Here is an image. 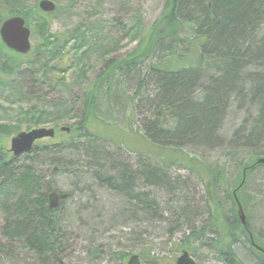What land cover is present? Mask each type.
Masks as SVG:
<instances>
[{
    "label": "trees",
    "instance_id": "trees-1",
    "mask_svg": "<svg viewBox=\"0 0 264 264\" xmlns=\"http://www.w3.org/2000/svg\"><path fill=\"white\" fill-rule=\"evenodd\" d=\"M23 3V0H0V27L14 15L24 17L29 27L32 24L33 34L39 35L42 41L36 53L39 58L37 63L40 64L43 53L39 50L43 47L49 49L53 44L50 39L52 36L49 15L42 13L38 6L24 10ZM166 11L152 47L134 60L118 62L120 65H116L113 71L115 77L112 78L105 72L109 77L100 81L98 87L82 99L81 110L69 105L63 115L56 113L54 118L45 111H30L27 114L33 117L36 125L42 122H62L76 111L77 115H80L82 120L72 127L71 134L65 140L68 148L73 147L69 152H77L75 144L83 138L88 139L86 159L96 165L90 164L87 172L97 169L99 173L95 172L93 179L99 182V186L119 195L121 200L117 199L118 203L114 201L116 207L121 201L119 211L126 210L123 202L125 200L130 203L128 207L133 209L132 216L140 217H135L136 221L128 219L127 222L123 216V221H118L110 229V232H115L119 227L122 228L118 230L121 236L117 237L116 241L124 245H129L131 241H137L139 244L142 242V236L147 234V219L148 222L161 224L156 216L157 203L151 201L143 190L141 192L138 189L141 184L136 183L137 180L140 179L138 182H142L145 187L155 188L177 199V195H182L183 189L187 193L190 189L193 190L190 186L192 183L196 184L193 178L203 181V176L207 175L213 186H217L219 182L223 184L225 180L224 167L216 174L203 159L188 153V148L213 152L228 146L234 150H249L253 153L264 151V36H259L264 26V0H167ZM155 57L157 62L148 64L149 60ZM37 63L33 65L30 60L24 59V56L8 50L0 40V79L8 81L17 74H34ZM141 66L145 74L142 73L144 77L138 82V90L141 83L142 88L145 85L153 87L156 97L151 107L157 106L163 112L168 111L174 123L167 127L166 118L157 113L154 121L144 126L146 135L142 136L143 151L137 149L141 164L129 167L110 154L111 142H115L109 133L112 125L102 121L97 110L100 93L112 89V81L115 84L117 76L123 72L130 74L138 71ZM54 80L57 79L54 77L50 81ZM109 96L107 94V100H110ZM234 104H238L239 111L244 112L248 118L244 119L241 129L236 130L231 142L226 145L220 135L221 125ZM93 119L99 122L103 133L91 130L94 126L90 124V120ZM117 131L126 137L117 142L116 149L121 151L123 144L127 145L129 135L121 130ZM11 134L7 126L0 125V207L6 216L3 231L0 229V263L5 259L1 252L6 249L1 241L3 236L10 249L13 250L15 244L20 242L33 252V259L37 263L46 264V259H49L48 264H59L57 259L69 246V238L62 231L59 213L66 206L69 196L47 186L43 174L37 169L41 165L39 156L47 153L52 155L53 147L38 143L31 153L14 158L6 153L4 148V139ZM262 158L264 155L252 156L243 164L242 174L232 193L235 208V192L245 207L242 193L237 190L244 188L245 184L241 186L244 178L247 179L251 173L264 167L263 163H259ZM150 161L155 164L149 163ZM62 170L67 172L64 168ZM75 172L76 170L68 173L76 176ZM180 172H184L188 177L185 179L178 175ZM211 189L208 185L205 204L211 208L212 217L200 231L196 232L195 225L197 226L196 222L200 217L193 213L198 212L192 207L193 203L185 205L175 213L176 225L172 226L171 236L181 231L182 220L191 221L187 226L192 229L189 230L192 233L179 244L178 252L188 251L197 260L192 248L195 242L199 241L204 247L216 252V259L222 264H249L240 258L238 250L240 245H245L256 257L253 264H264V253L256 251L252 246L256 244L264 249V244L249 223L244 226L233 215L234 219L227 223L228 229L224 237L214 230L219 228L215 225L213 212L214 207H218V201L214 192L210 193ZM88 192L92 194L91 190ZM54 194L61 197L59 202L55 201ZM108 206L110 207V204ZM84 211L87 214H96V211L89 209ZM129 211L127 209V213ZM109 223L113 222H107L105 219L98 221L102 226ZM86 225L87 223H82V227ZM207 229L214 232H206ZM93 243L90 242V256L94 253ZM145 248L147 251L142 252V260L144 263L150 261L149 264H153V248L148 245ZM155 264H158V261Z\"/></svg>",
    "mask_w": 264,
    "mask_h": 264
},
{
    "label": "rangeland",
    "instance_id": "rangeland-1",
    "mask_svg": "<svg viewBox=\"0 0 264 264\" xmlns=\"http://www.w3.org/2000/svg\"><path fill=\"white\" fill-rule=\"evenodd\" d=\"M40 1L23 0L22 8L30 10L37 7ZM51 1L57 6L56 12L49 15L48 18L50 35L52 36L50 39L53 44L49 49L43 47L39 50H42L43 58H40L42 59L40 64L37 63L39 58L36 53L42 41L39 35L33 34L34 28L30 24L32 29V52L34 54L31 53V55H28L29 57L24 56V59L30 60L33 65L38 64L33 71L36 76H33L32 72H28L17 74L8 81L0 79V125L7 126L10 133H12L4 139L5 151L10 156H13L10 150L11 140L19 133L38 128L56 129L54 139H46L40 142L41 145H49L53 149L52 155L47 153L39 156L41 165L37 169L39 173L43 174L47 186L60 194L69 196L66 206L59 213L62 231L69 238L67 243V246H69L57 260L59 264H81L82 259L86 261L90 258L88 255L90 254V242H94L93 249L100 245H103L104 249L106 247L117 249L119 246L124 245L116 241L117 237L121 236L118 230L122 228L119 227L115 232H110V229L118 221L121 223L123 221L121 217L123 216L126 217L124 220L127 222H129L128 219L132 220L135 217H140L139 215L132 216L133 209L130 206L128 207L130 203L125 202L123 198L126 210L119 211L120 205L122 206L121 201L118 207L114 205L115 200L116 202L117 199L121 200L119 195L106 187L99 186V182L93 179L95 172L99 173V171H96L97 169H91L90 172H87L90 164L92 166L96 165L90 159H86L85 149L89 145L88 139L83 138L75 144V147H77L75 151L77 152H69L73 147L68 148L65 140L71 134L72 127L82 120L80 115H77V111L64 118L62 122H42L39 125H36L33 117L27 114L30 111H45L54 118L56 113L63 115L69 105L81 110L82 99L87 94H91L98 87L100 81L107 78L108 75H111L112 78L115 77L116 74H113V71L116 65H120L118 62L134 60L139 56H143L150 46L152 47L158 27L167 13V0ZM77 36L79 37L77 38ZM259 36H264V26ZM157 60V57L152 58L148 64L156 63ZM137 70L130 74L125 71L117 76L115 84L113 81L111 83L112 89L100 93L97 110L99 118L112 125L109 133L116 143L111 142L110 154L128 164L129 167L134 164H141L140 153L137 149L143 151L142 136L146 135L144 126L152 123L157 113L160 117L166 118L167 127L172 126L174 123L168 111L163 112L157 106L151 107L156 97L153 87L145 85L142 88L141 83V88L138 90V82L139 80L142 81L145 73L142 72V66ZM251 71L253 72V70ZM105 72L109 74L106 75ZM54 77L57 80H54L53 84L50 80ZM107 94L110 95V100H107ZM77 101L79 102L77 103ZM245 118L248 117L245 116L244 112L239 111L238 104H234L228 111L220 132L226 145L231 142L236 130L241 129ZM90 124L94 126L91 128L92 131L96 130L98 133H103L97 120H90ZM62 129L67 130L61 131ZM117 129L129 135L127 145L123 144V150L121 151L116 149L117 142L126 139V137L122 136ZM226 147L228 150H226ZM229 148L225 146L213 152L205 149H187L188 153L203 159L209 168L214 169L216 174L221 167H224L225 180H223V184L219 182L217 186H213V182L208 179L207 175L203 176V181L193 178L196 182V184H190L193 190L190 189L187 193L183 189L182 195H177L176 199L175 196H169L155 188L145 187L142 182H138L141 181L140 179L136 181L139 185L141 184L138 189L147 193L151 201L153 200L158 205L156 216H158L161 224L153 221L148 222L147 219V224L145 223L147 234L142 236V252L147 251L146 245L153 248V255H151L153 264L156 261H158V264H176L177 258L182 253L181 250L178 252L179 244L192 233V231H189L192 229L187 226L191 221L182 220L180 221L181 231L175 233L174 236L170 235L172 226L176 225L174 215L177 211H180L185 205L189 206L190 203H193L192 207L198 211L193 213L200 217L199 221L196 222L197 226L194 224L197 228L196 232L200 231L210 221L212 210L206 207L205 204L208 185L212 188L210 193L214 192V196L218 201V207H214L213 212L216 219L215 225L219 228L214 230H217L218 234L224 237L223 235L228 229L227 223L234 219L233 215L241 221L238 204L236 202L237 206L235 208L232 199L235 183L242 174L243 164L250 160L252 156H263L264 151L253 153L249 150L241 151L240 149ZM149 163L155 164L154 161ZM55 168H57V171H55ZM63 168L67 172H64ZM75 170L78 177L73 174L71 176L68 173ZM85 172H87L86 175ZM0 174L1 179L2 173L0 172ZM178 175L185 179L188 177L184 172H180ZM112 176L114 175L112 174ZM243 181H246L244 188H239L237 191L240 190L239 193H242L243 196L245 207L241 205L247 217L246 224L251 225L264 244V167L257 169L247 179L244 178ZM86 190L87 192H85ZM89 190L92 191V194L88 192ZM235 195L239 200L237 192L234 193V197ZM108 204H110V207ZM170 205L172 207H169ZM84 209H89L92 212L96 211V214H87ZM127 209L130 210L128 213ZM3 211L0 207L1 231H3L6 223V216ZM104 219L113 223L104 226L98 224V221ZM134 220L136 221V219ZM83 222L87 223L86 227H82ZM206 232L213 233L214 231L207 229ZM212 236L210 235V237ZM1 241L6 249L1 251L2 257L5 259H2L3 262L0 264H42L37 263L33 259L35 254L20 242H17L12 250L3 236ZM125 246L132 255L138 253L139 243L137 241H131L129 245ZM193 247L199 264H222L218 258L216 259V252L214 253L204 247L199 241H196ZM240 247V249L237 248L240 258L245 263L253 264L256 260L255 255L251 253L247 246L240 245ZM48 262L49 259H46V264ZM149 263L150 261L143 262V264Z\"/></svg>",
    "mask_w": 264,
    "mask_h": 264
},
{
    "label": "water",
    "instance_id": "water-1",
    "mask_svg": "<svg viewBox=\"0 0 264 264\" xmlns=\"http://www.w3.org/2000/svg\"><path fill=\"white\" fill-rule=\"evenodd\" d=\"M39 8L44 13H54L57 10L56 4L50 0H42L39 3ZM0 39L2 43L11 51L20 54L27 55L31 52V29L27 27L26 20L21 16H14L6 20L0 27ZM67 129H62L65 131ZM55 129L39 128L34 129L30 132H21L17 136L13 137L11 140V153L15 157H21L23 155L32 152L35 144L38 141L44 139L55 138ZM259 163L264 164V159H260ZM244 185V181L241 186ZM55 201L59 202L61 197L54 194ZM53 199V198H52ZM239 215L241 222L245 225L247 222V217L245 216L244 209L236 198ZM129 264H139L138 256H133ZM177 264H198L196 260L189 254V252L184 251L182 255L177 259Z\"/></svg>",
    "mask_w": 264,
    "mask_h": 264
},
{
    "label": "flooded vegetation",
    "instance_id": "flooded-vegetation-1",
    "mask_svg": "<svg viewBox=\"0 0 264 264\" xmlns=\"http://www.w3.org/2000/svg\"><path fill=\"white\" fill-rule=\"evenodd\" d=\"M252 246L256 251H258L255 248L254 244H252ZM103 248H104L103 245H100V247L99 246L95 247L92 250V252L94 253H91V256L88 254L90 258L87 259L86 261L82 259V261H80L81 264H88V263L90 264H129L133 255H137L139 258V264H143L142 242L139 244L138 253L133 254V255L130 253V251L127 250V247L125 245H121L117 249H114L113 247L110 249H108L109 247H106V249H103ZM196 262L198 263L197 260ZM176 264H177V261H176Z\"/></svg>",
    "mask_w": 264,
    "mask_h": 264
},
{
    "label": "bare ground",
    "instance_id": "bare-ground-1",
    "mask_svg": "<svg viewBox=\"0 0 264 264\" xmlns=\"http://www.w3.org/2000/svg\"><path fill=\"white\" fill-rule=\"evenodd\" d=\"M262 159H264V158H262ZM254 245H255V248H256L259 252L264 253V249H263L262 247H260V246H258V245H256V244H254Z\"/></svg>",
    "mask_w": 264,
    "mask_h": 264
}]
</instances>
